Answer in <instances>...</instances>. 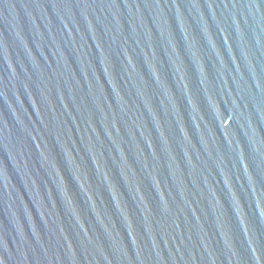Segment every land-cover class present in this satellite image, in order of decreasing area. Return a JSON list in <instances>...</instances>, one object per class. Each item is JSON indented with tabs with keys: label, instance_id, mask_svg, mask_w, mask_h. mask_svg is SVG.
Returning <instances> with one entry per match:
<instances>
[{
	"label": "water",
	"instance_id": "obj_1",
	"mask_svg": "<svg viewBox=\"0 0 264 264\" xmlns=\"http://www.w3.org/2000/svg\"><path fill=\"white\" fill-rule=\"evenodd\" d=\"M0 264H264V0H0Z\"/></svg>",
	"mask_w": 264,
	"mask_h": 264
}]
</instances>
